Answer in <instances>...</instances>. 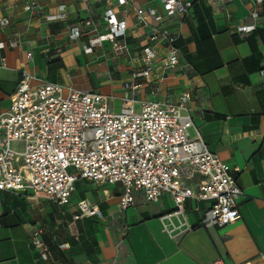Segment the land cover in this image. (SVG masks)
Segmentation results:
<instances>
[{"label": "crops", "instance_id": "0c3cea01", "mask_svg": "<svg viewBox=\"0 0 264 264\" xmlns=\"http://www.w3.org/2000/svg\"><path fill=\"white\" fill-rule=\"evenodd\" d=\"M193 1L184 20L166 22L179 34L180 64L162 78L154 94L148 82L132 89V70L137 65L115 56L109 43L89 46L88 39L95 34L92 22L101 21L104 0H37L34 7L28 0H0V20H9L0 26V42L6 44L0 57H6L7 65L0 66V113L9 107L23 71L38 81L54 80L111 96L116 112L123 97L177 104L189 91L194 125L209 148L240 168L236 177L243 190L238 198L241 217L225 226L205 227L189 202L192 227L179 226L177 220L167 226L163 214L174 207L170 195L154 202L157 205L144 206L137 195L148 201L138 193L135 206L120 210V192L102 186L105 205L88 199L100 205V212L75 220L73 204H59L39 194L0 191V264H208L218 258L225 264H264V9L253 20L252 0ZM63 2L66 18L49 20L47 15L57 13ZM133 3L155 12L164 10L162 0ZM129 10L131 33L142 45L145 28L136 23L133 6ZM242 21H256L258 27L250 33L236 32L234 25ZM73 25L82 32L77 40L70 38ZM114 64L126 74L124 78L113 74ZM81 181L72 202L81 197L77 191ZM67 214L71 219H64ZM38 228L50 245L48 256L33 244ZM79 231L81 249L71 238L79 240ZM57 242H69L71 247L60 249Z\"/></svg>", "mask_w": 264, "mask_h": 264}, {"label": "built area", "instance_id": "2783aa9c", "mask_svg": "<svg viewBox=\"0 0 264 264\" xmlns=\"http://www.w3.org/2000/svg\"><path fill=\"white\" fill-rule=\"evenodd\" d=\"M162 1L163 12H155L135 6L133 0H104L101 21L92 22L91 48L107 42L115 56L137 65L130 83L134 91L148 82L156 94L162 78L180 64L179 34L166 22L184 20L194 1ZM252 2L249 16L258 20L264 0ZM28 3L34 7L37 0ZM129 6H133L136 23L145 28L142 45L131 33ZM227 15L231 16L229 10ZM66 16L63 2L47 18L62 20ZM8 23L7 18L0 20L1 27ZM257 27L256 21H242L234 30L250 33ZM81 35L79 26H71V40ZM5 46L0 42V48ZM27 56L31 58L32 52ZM0 66H7L6 57H0ZM191 99V92L185 91L177 104L140 100L141 110L135 112L137 96L123 97L116 112L111 96L54 80L38 81L34 74L23 71L9 107L0 113V191L39 194L59 204H73V218L79 220L100 212V205L86 198L72 202L76 184L83 179L120 187V210L135 206L138 193L152 203L170 195L174 207L163 214L167 226L177 220L179 226L192 227L189 202L201 214L200 225L231 224L241 217L238 198L243 190L236 177L240 168L230 166L209 148L194 125ZM192 127L193 136L189 134ZM42 232L41 228L34 231L33 244L48 256L50 245L41 238ZM57 246L71 247L69 242H57ZM208 264L225 263L218 258Z\"/></svg>", "mask_w": 264, "mask_h": 264}, {"label": "rangeland", "instance_id": "374dc122", "mask_svg": "<svg viewBox=\"0 0 264 264\" xmlns=\"http://www.w3.org/2000/svg\"><path fill=\"white\" fill-rule=\"evenodd\" d=\"M101 54L100 52H97V54ZM113 74L116 76L117 79H120V78H124L126 76L125 73H122L118 66L116 64H114V70H113ZM141 110V102L140 101H136L134 103V111L135 112H139ZM189 134L191 136H193L194 134V130L193 128H190L189 129ZM103 188L102 186H100L98 183L96 182H90V181H86V180H83L81 181L79 184H78V194L81 196V197H86L87 199H89L90 201H95V202H99L101 205H105V202H104V199H103ZM110 189L112 190V192L114 194H118L120 192V187L116 188V186L114 187L113 185L111 186L110 185ZM139 198V199H138ZM137 201L139 204H143L144 206L145 205H150V206H153V205H157L158 203H152V202H145L141 197H139V195H137ZM109 205H111V202H109ZM68 208V207H67ZM70 208V207H69ZM68 208V209H69ZM66 209V208H65ZM86 223V222H85ZM82 232V231H81ZM79 231V240H75L74 237H71L72 240L74 241V245H78L80 243V245H78L81 249V246L83 244L82 242V239H83V235Z\"/></svg>", "mask_w": 264, "mask_h": 264}, {"label": "trees", "instance_id": "16d2710c", "mask_svg": "<svg viewBox=\"0 0 264 264\" xmlns=\"http://www.w3.org/2000/svg\"><path fill=\"white\" fill-rule=\"evenodd\" d=\"M53 53H54V51L51 52V54H53ZM52 216L55 217L54 214H52ZM64 219H65V220H69V219H71V215H70V214H67V215L64 217Z\"/></svg>", "mask_w": 264, "mask_h": 264}]
</instances>
